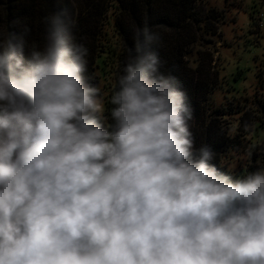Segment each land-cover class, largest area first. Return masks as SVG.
<instances>
[{"label": "clouds", "instance_id": "obj_1", "mask_svg": "<svg viewBox=\"0 0 264 264\" xmlns=\"http://www.w3.org/2000/svg\"><path fill=\"white\" fill-rule=\"evenodd\" d=\"M0 41V264H264V169L195 149L194 110L137 35L105 124L67 9Z\"/></svg>", "mask_w": 264, "mask_h": 264}, {"label": "trees", "instance_id": "obj_2", "mask_svg": "<svg viewBox=\"0 0 264 264\" xmlns=\"http://www.w3.org/2000/svg\"><path fill=\"white\" fill-rule=\"evenodd\" d=\"M22 1H27L26 6L22 5V10L30 16L22 14V10L18 9L21 3L18 4L17 0H0V41L6 40L10 33L22 37V32L17 31V28L20 27V21L23 17L25 19L31 18L33 21L36 19L40 23L36 30L33 29V37L23 38L25 41V56H28L33 48L42 50L48 26L45 18L62 8L67 9L69 31L74 37V42L82 44L88 49V55L85 57L87 70L84 73L86 82L95 87L98 86V77L95 72L106 69L108 65L106 59L113 58L114 50L107 42H103L102 30L101 27L99 28L100 23L98 22L101 18L104 21L105 15L103 13L95 15L94 18L99 17V19L97 23L92 24L89 21L91 14L88 7L97 8V6L108 5L109 8H114V26L123 45V50L117 57L119 62L116 90H118V80L124 74V68L129 60V50L133 47L138 34L141 33L140 39L143 41L142 31L147 28L150 34L158 37V40L153 41L150 47L153 51L159 53L160 72L165 75L170 74L176 78V87L187 94V102L194 110L193 119L188 123L194 138L195 149L198 150L203 146L210 147L214 153L210 163L214 164L219 171L232 176L234 179L244 178L250 173L264 169V157L261 162L254 160V163L249 164L245 169L235 174L227 171L223 165L226 154L234 148L237 149L240 145V137L251 130L253 115L249 111L238 110L240 116L237 131L234 135H230L227 127H224L221 121V118L227 114V110H212L208 106L211 102V92L217 84L218 74L215 64L212 65L213 56L206 58L205 56L208 55L206 54L202 56L203 58L200 57L194 61L186 60L184 55L189 51L188 48L174 41L175 34V36H178V33L182 30L186 32L187 28L192 25L189 21L193 19L192 8L195 0ZM34 1H36V5H34ZM90 28H93V30H90ZM213 33L215 34L216 30ZM87 42L88 44H86ZM238 76H236V79ZM112 107L110 101L107 102L105 120L103 119L106 125L111 123L110 109ZM258 110L264 116V100L259 101Z\"/></svg>", "mask_w": 264, "mask_h": 264}, {"label": "rangeland", "instance_id": "obj_3", "mask_svg": "<svg viewBox=\"0 0 264 264\" xmlns=\"http://www.w3.org/2000/svg\"><path fill=\"white\" fill-rule=\"evenodd\" d=\"M17 2L21 3L18 8L20 11L22 5L28 4L22 0ZM101 7H88V11L92 24L98 22L99 17L94 18L95 15H105L104 21L101 18L98 22L99 28L102 30L103 42H107L114 50L113 58L106 59V69L95 72L99 95L105 106V120L106 104L116 91L117 57L123 45L114 26V8L108 5ZM24 12L22 10V14L29 15ZM192 12L193 19L189 21L192 25L186 32L182 30L178 36L175 34L174 41L188 48L189 51L184 55L186 60L194 61L206 54V58L213 56L212 65L215 64L218 74L208 106L212 110H227L221 121L230 135L237 131L238 110L249 111L253 115L251 130L240 137L239 147L229 151L223 161L227 171L239 173L254 160L261 162L264 157V116L258 110L259 101L264 100V26L258 25L259 14L264 13V0H195ZM39 23L36 19L33 21L23 17L17 31L22 32L23 38H31L33 29L36 30Z\"/></svg>", "mask_w": 264, "mask_h": 264}, {"label": "built area", "instance_id": "obj_4", "mask_svg": "<svg viewBox=\"0 0 264 264\" xmlns=\"http://www.w3.org/2000/svg\"><path fill=\"white\" fill-rule=\"evenodd\" d=\"M258 25L260 27L264 26V13L259 14Z\"/></svg>", "mask_w": 264, "mask_h": 264}]
</instances>
